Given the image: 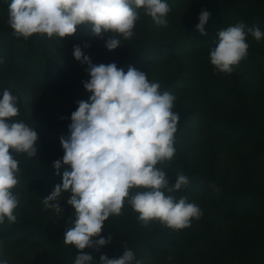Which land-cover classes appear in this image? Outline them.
Wrapping results in <instances>:
<instances>
[{
    "label": "trees",
    "instance_id": "16d2710c",
    "mask_svg": "<svg viewBox=\"0 0 264 264\" xmlns=\"http://www.w3.org/2000/svg\"><path fill=\"white\" fill-rule=\"evenodd\" d=\"M170 11L178 5L189 6L193 13H184L176 24V36L164 39L155 36L145 26L134 32L130 39H122L117 47L118 53H110L104 43L98 42L94 49L85 48V43L94 36L86 25H78L77 31L65 36V40L74 46L80 45L95 64L115 62L127 71L128 66L145 71L156 67L160 60H176L183 53H206L218 43L220 29L243 22L245 31L249 27H259L264 32V0H167ZM9 0H0V64L9 70H15L25 78H30L40 87H49L60 79L68 80L73 89L83 91L88 97L91 93L85 89L83 81L89 79L88 65L77 60L73 52L53 51L41 38L40 33L28 38L17 36L2 11L8 12ZM207 9L210 18L205 25L206 34H201L196 25L199 13ZM246 38H254L251 33ZM253 63L256 70L264 75V45L249 44L245 57ZM70 63H75L82 72L74 73ZM204 91L209 99L216 100L228 108L220 112L217 109L205 114L196 102L189 106L176 103L174 111L179 114L177 131L174 134L175 154L168 165V174L175 181L177 174L183 173L189 183L178 191L187 197L207 196L210 205L231 218L249 220L247 225L235 226L229 232H223L220 225L203 213L197 230L188 229L184 241L188 247H195V253L202 264H264V105L260 96H250L244 80V74L234 66V71L226 79L214 70L209 71ZM207 77H202L206 80ZM196 81L194 75L170 76L160 84V91L180 94L185 86ZM12 82L0 79V90L12 91ZM13 92V91H12ZM68 106L66 115L59 117L45 110V97L40 108L22 103L19 97V114L15 120H24L38 133V138L51 144H61V136L70 135L68 125L71 113L78 108L74 91L67 92ZM207 126L234 145L237 157L246 164L242 175L234 178L229 166L220 165V150L215 145L206 153L204 160L194 159L191 143L186 140L187 133L196 117L205 118ZM64 155L62 148L57 156L42 153L40 162H35L27 154L17 153L20 161L18 176L22 180L42 179L54 186L62 183V174L67 165L63 164L57 174L53 161ZM251 164H255L252 169ZM260 171V172H259ZM131 191H136L132 189ZM69 193V192H66ZM70 194V193H69ZM30 211L20 208L14 210L17 219L9 222L7 218L0 224V240L11 239L15 244L29 248H42L55 264H74L76 254L83 252L74 245L65 244L67 228L73 226L65 219L59 226L49 218L50 208H41L37 201H31ZM139 213L127 203L120 215H112L104 223L110 229L111 242L104 245L109 258L122 255L124 247L131 248L135 260L148 264L146 252L162 254L166 245L175 241V234L155 223L145 224L138 219ZM98 259L92 251L84 252ZM23 264H50L40 257L21 256ZM182 264H191L184 260Z\"/></svg>",
    "mask_w": 264,
    "mask_h": 264
},
{
    "label": "clouds",
    "instance_id": "9594fccd",
    "mask_svg": "<svg viewBox=\"0 0 264 264\" xmlns=\"http://www.w3.org/2000/svg\"><path fill=\"white\" fill-rule=\"evenodd\" d=\"M140 9L157 25H167V0H9L8 23L17 36L40 33L60 39L74 34L83 24L94 36L103 38L105 32L111 33L105 44L114 50L123 44L122 39L133 37ZM210 15L207 9L199 13L196 27L202 35ZM245 27L239 22L218 31V43L209 53L215 70L234 71L248 54V33L257 41L264 39L258 26L247 28V32ZM73 55L88 65L90 78L83 84L91 95L88 100H78V108L71 113L70 135L61 136L64 155L53 161L57 174L62 162L68 167L62 183L43 199L45 208L62 216L59 198L63 192L70 193L66 202L73 206L75 220L65 232L64 243L81 250L110 243L111 235H100L104 222L120 215L125 203L145 224L159 220L175 229L190 226L192 219L203 214L200 206L171 194L188 184L189 178L180 173L170 182L164 171L165 162L176 151L179 114L173 111L175 95L161 92L158 81H150L146 72L134 66L125 71L115 62L97 65L80 45L74 46ZM18 101L19 96L10 89L0 90V224L6 218L9 222L17 219L14 210L19 199L13 188L19 182L20 161L16 154L37 156L35 128L24 120L12 119L19 114ZM134 259V251L124 247L119 257L102 254L98 264H132ZM0 264L9 261L0 259ZM74 264H96V259L79 252ZM135 264L142 262L137 259Z\"/></svg>",
    "mask_w": 264,
    "mask_h": 264
},
{
    "label": "rangeland",
    "instance_id": "374dc122",
    "mask_svg": "<svg viewBox=\"0 0 264 264\" xmlns=\"http://www.w3.org/2000/svg\"><path fill=\"white\" fill-rule=\"evenodd\" d=\"M189 6L178 5L173 12L167 15V25H157L150 15L144 13L143 9H140V19L137 20L134 32L140 31L145 26L155 36L162 37L164 39L171 40L176 36V24L177 21L182 17L184 13H193ZM4 15L9 19L8 12L2 11ZM111 33L105 32L103 38L99 36H92L86 42L90 46L85 47L88 49H94L98 42L104 43L108 39ZM46 44L53 51L60 50L64 53L73 52L71 45L65 40V38L59 37H48L47 34H40ZM248 44H260L264 45V39L257 41L255 38H246ZM112 53L117 54L118 49L109 50ZM210 52L202 53H183L176 60H160L158 65L153 68L145 70L148 74L150 81L159 83L164 82L170 76H183L194 75L196 81L193 84L185 86V89L180 94H174L176 99L175 103H180L183 106H189L191 102H196L203 110L204 114L212 109H217L220 112L227 111L228 108L222 103L209 99L204 91V84L208 80V73L214 70L216 73L222 75L228 79L230 74L226 72H220L215 70V66L210 62ZM238 69L243 72L244 80L247 85L248 93L250 96H260L261 101L264 105V75H261L255 68L252 62L243 58L237 65ZM70 69L74 73L80 74L82 70L75 64L70 63ZM90 77V74H89ZM202 77H207L206 80H202ZM0 79L6 80L8 83L12 82L13 94H17L22 98V103L30 107L40 108L45 97V110L53 115L64 117L66 115V108L68 106L67 92L74 91L77 100H88L89 97L83 91L73 89L71 83L66 79H60L57 83L49 87H40L34 83L30 78L22 77L15 70H9L4 68L0 64ZM174 111V108H173ZM13 119V118H12ZM191 128L187 133L186 140L191 143V154L194 159L204 160L206 158L207 151L211 146L215 145L220 150V165H227L231 168L234 178H239L246 166L236 155V147L229 141H226L223 136L215 133L210 127L207 126L206 116L205 118L196 117L194 118ZM33 127V124H30ZM62 144H51L45 143L38 138L37 141V156L31 157L35 162L42 161L41 154H47L50 156H57L62 149ZM167 168L166 171L168 179L172 182V178L168 174V165L165 163ZM161 167V165H157ZM252 169L255 168V164H251ZM260 172V171H259ZM53 187L47 184L44 180L36 178L32 180H22L19 178L18 184L13 188V192L18 195L19 204L18 208L24 211H30L31 201H37L41 208H45L43 205L44 196L50 194ZM177 199L185 197L178 190L171 193ZM69 193L63 192L61 194L60 203L63 207L62 213L57 216L53 209H50L49 218L52 223L59 226L65 219L68 221L75 220L73 206L67 204L66 199L69 197ZM188 199V198H187ZM190 202L198 204L203 213L212 217L218 225L221 226L223 232H229L235 226L247 225L249 220H242L240 218H231L226 216L222 211L214 209L208 200L207 196H200L196 198L188 199ZM149 223H155L161 227H167L169 231L175 234V241L169 245H166L165 251L162 254H154L146 252L145 259L148 264H182L184 260H188L191 264H202L200 258L196 256L195 247H188L184 241V235L188 229L197 230L199 227V220L192 219L190 226L175 229L162 224L159 220H151ZM110 234V229L104 223V228L100 235ZM93 239H98L94 237ZM96 254L99 260L102 254H107L108 251L104 245L96 247H86L82 249L83 252L92 251ZM21 256L28 258L40 257L42 260L55 264L43 251L42 248H29L21 247L15 244L11 239L0 240V259H7L9 264H23L20 260Z\"/></svg>",
    "mask_w": 264,
    "mask_h": 264
}]
</instances>
